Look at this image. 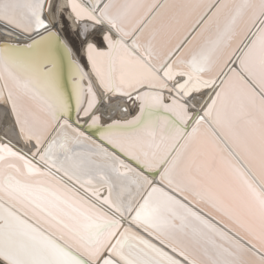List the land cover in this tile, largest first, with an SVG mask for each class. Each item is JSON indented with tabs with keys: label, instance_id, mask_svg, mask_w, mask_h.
Here are the masks:
<instances>
[{
	"label": "snow or ice",
	"instance_id": "6c2138e0",
	"mask_svg": "<svg viewBox=\"0 0 264 264\" xmlns=\"http://www.w3.org/2000/svg\"><path fill=\"white\" fill-rule=\"evenodd\" d=\"M66 6L81 25L99 84L130 99L135 93L139 111L102 125L91 79L55 20L46 19L52 0H0V23L30 37L0 44V100L11 105L21 137L35 145L32 159L7 145L0 154V264H264V189L208 123L264 182V95L245 78L264 90V0ZM103 25L106 48L88 39ZM202 89L215 95L194 114L183 101ZM164 90L174 93L170 102ZM159 169L166 184L247 243L153 183ZM122 219L129 224L121 231Z\"/></svg>",
	"mask_w": 264,
	"mask_h": 264
},
{
	"label": "bare ground",
	"instance_id": "6f19581e",
	"mask_svg": "<svg viewBox=\"0 0 264 264\" xmlns=\"http://www.w3.org/2000/svg\"><path fill=\"white\" fill-rule=\"evenodd\" d=\"M53 6L55 4V7L52 8L51 10V15H46V19L50 20H55V23H53V28L60 34V37L63 42H65L68 47L71 49L72 52V58L76 61H78L84 68L85 72L87 73L89 79H91L93 87L96 90L97 97L99 99V104L97 108L95 109L96 114L101 116V121L100 123L102 125H107L110 124L114 120H130L132 117H134L138 111H139V101H136L133 103L135 100L136 94L134 93L132 98L130 99L129 97L121 94V93H109L106 92L105 89L99 84L98 79L96 78L95 74L92 72L90 65L88 64L87 58H86V52H85V44L86 41L83 38L82 35V29L81 25L77 24L72 15L69 12V9L67 8V2L68 0H52ZM163 2V0H161ZM64 13L66 15L67 19L72 21L76 26L79 31V34L84 40V44L82 47V55H80L73 44L69 41L67 36L65 35L63 31V19L61 14ZM107 25L103 26H97L95 30H90L88 39L94 43L97 44L98 47L100 48H106L107 45L103 41V34L107 30ZM255 31V29H254ZM6 33H11V34H6ZM99 33L100 34V39L101 42L99 43L94 37L93 34ZM113 38L115 39V33L113 34ZM30 37H26L25 34L19 32L18 30H14L10 28L9 26L0 23V44L2 43H11V44H24L29 42ZM126 43L129 45L132 44V40L127 39ZM245 44L248 43L247 40L244 42ZM244 47V45H241V48ZM243 49V48H242ZM144 55L145 59H148L146 53H142ZM239 55V54H238ZM239 65V62H238ZM237 68V67H236ZM238 71H241L242 69L239 67L237 68ZM243 74V73H242ZM245 78L248 79L249 83L252 84L254 88L258 92H261L262 95H264V90H261L258 85L255 84L254 81L251 80L250 77H247L245 75ZM177 81L183 82V78L177 77ZM88 83V80H85V84ZM169 87H175L176 81H169ZM219 83V81H218ZM174 93H171L167 90H164V97H165V102H170L169 97L173 96ZM215 93L212 89H202L199 92H193L189 97H186L183 102L187 103L189 106V111L192 113H196L197 111H200L203 107H206L207 103H210V98L214 96ZM4 97H7V89H4ZM126 110V111H125ZM63 119V118H62ZM70 119V118H69ZM82 121L86 125L89 121L85 120L83 117H81ZM75 120H76V114H75ZM70 122L75 123V121L70 120ZM192 121H189V124H191ZM210 127L216 132V134L221 138V140L224 142V144L231 150V152L236 156V158L240 161V163L244 166V168L250 173L252 178L257 182V184L260 186V188L264 189V182H261L259 177L249 168V166L245 163V161L239 156L238 153L231 147V145L228 143V141L223 137V135L219 132V130L215 127V125L211 124V121L208 122ZM78 126V125H77ZM82 131H85L84 127L81 129ZM190 130V128H189ZM90 135V134H88ZM7 145L9 148L12 149L13 152L19 153L21 156L26 157L27 159H32L31 153L35 150V145L33 143L26 142L20 135L18 127L15 122V117L12 113L11 110V105L9 103H5L4 100H0V154L3 153V146ZM37 158V157H36ZM39 160V157H38ZM38 160L34 159L32 160L33 163H36ZM138 165H136L137 167ZM123 171V169H121ZM143 170V169H142ZM163 169H159L157 171L161 172ZM153 182L155 183H160L162 184V188H164L168 192H172L171 194L176 196L178 199H181L185 204H187L189 207L193 208L196 212L200 213L201 215L205 216L208 220H212L211 222L214 224H217L220 226L225 232H228V234H231L234 236L237 240H240L242 243H247L246 240L242 239L241 236L239 237L237 234H235L232 230L228 229L226 226L223 224L219 223L216 219L210 217L206 213H204L202 210L198 209L194 205H192L189 201L181 197L179 194H177L175 191L170 189L166 184L163 183V180L160 176H156V178L151 177ZM106 187H100L102 188L101 191H104V195L106 196L108 194V186L105 185ZM164 186V187H163ZM161 187V186H160ZM82 194H85L89 197H91L90 194L84 192L81 189ZM3 202V201H0ZM108 210V209H106ZM110 214H114L119 218V214L115 213L113 210H109ZM213 214V213H212ZM214 217V216H213ZM217 217V216H216ZM222 222V221H221ZM225 223V222H224ZM121 231L123 230V226H127L129 224V221L127 219H122L121 220ZM228 225V224H227ZM134 229L137 231H141L142 234L144 235H149V233L145 230H143L142 226H137L135 223H132L131 225ZM229 226V225H228ZM150 238H153L150 236ZM154 239V238H153ZM156 243H161L162 246H166V242L154 240ZM250 247L252 245L249 244ZM256 250V249H254Z\"/></svg>",
	"mask_w": 264,
	"mask_h": 264
},
{
	"label": "rangeland",
	"instance_id": "374dc122",
	"mask_svg": "<svg viewBox=\"0 0 264 264\" xmlns=\"http://www.w3.org/2000/svg\"><path fill=\"white\" fill-rule=\"evenodd\" d=\"M55 7V4L54 6ZM62 19H63V31L65 33V35L67 36V38L69 39V41L73 44V46L75 47L76 51L82 55V47L84 44V40L81 37V35L79 34V31L77 29V26L70 20L67 19L66 15H64V13L61 14ZM93 37L100 43L101 39H100V34L99 33H95L93 34ZM164 184H166L163 181ZM170 189H172L173 191H175L177 194H179L181 197H183L184 199H186L187 201H189L192 205H194L195 207H197L200 210H204L203 212L206 213L207 215H209L210 217L216 219L219 223L223 224L224 226H226L228 229L232 230L235 234H237L239 237L241 235H239L237 232H235L230 226L227 225V223H224V221L220 220L218 217H216L214 214H212L209 210H207L206 208H203L199 205H197L195 202H193L189 197L179 193L176 189L172 188L171 186H169L168 184H166ZM101 187H106V186H101ZM102 188H99V190H101ZM84 192L88 193L91 195L90 192H87L86 190L82 189ZM100 196L103 197L104 195V191H99ZM114 211V210H113ZM214 216V217H213ZM222 221V222H221ZM47 230V229H45ZM242 239H244V237L241 236ZM245 240V239H244Z\"/></svg>",
	"mask_w": 264,
	"mask_h": 264
},
{
	"label": "water",
	"instance_id": "95a60500",
	"mask_svg": "<svg viewBox=\"0 0 264 264\" xmlns=\"http://www.w3.org/2000/svg\"><path fill=\"white\" fill-rule=\"evenodd\" d=\"M61 38V37H60ZM189 38H191V37H189ZM62 40V39H61ZM130 40V39H129ZM243 48V47H242ZM241 48V49H242ZM239 54V53H238ZM173 58H175V57H173ZM238 62H239V60H236V63L233 65V67H237V68H239V65H238ZM225 71H227V69L225 70ZM242 73H243V71H242ZM244 74V73H243ZM70 118V120H73V121H75V112L73 111V113H72V115L69 117ZM84 129H85V131L88 133V134H90V136H93V138L94 139H96L97 137L95 136V133H94V131H91V130H89L86 126L84 127ZM191 130V129H190ZM189 130V131H190ZM214 131V130H213ZM221 139V138H220ZM100 143H102V144H104V141H102V140H100L99 141ZM105 147H108V145L107 144H105L104 145ZM229 149V148H228ZM111 151H115L116 152V155H118V156H121V159H126L124 156H122L121 155V153L120 152H118V151H116L115 149H110ZM229 151H231L230 149H229ZM233 154V153H232ZM234 155V154H233ZM236 157V156H235ZM237 159V158H236ZM36 160H38V157L36 158ZM237 161L240 163V161L237 159ZM127 163H129V164H132V166L133 167H136V164L132 161V160H130V159H128L127 160ZM240 165L244 168V166L240 163ZM138 167V166H137ZM244 170L245 171H247L245 168H244ZM141 171H143L142 169H141ZM163 171V170H162ZM153 172L155 173L153 176H151V177H154V178H156V176H160L159 175V171H157V170H153ZM248 172V171H247ZM146 175L148 174L147 172L145 173ZM248 174H249V176H251L250 175V173L248 172ZM251 178H252V176H251ZM252 180L257 184V182L252 178ZM153 183H155V182H153ZM161 183V182H160ZM158 184V183H155V184H157L158 186H161L162 187V184ZM258 185V184H257ZM259 186V185H258ZM164 187V186H163ZM260 187V186H259ZM262 189V188H261ZM172 193V192H171ZM203 216V215H202ZM205 217V216H204ZM212 221V220H211ZM214 223V222H213ZM217 225V224H216ZM218 226V225H217ZM218 227H220V226H218ZM221 228V227H220ZM226 231V230H225ZM228 233V232H227ZM229 235H231V234H229ZM232 236V235H231ZM250 247V246H249ZM254 250V249H253ZM255 251V250H254Z\"/></svg>",
	"mask_w": 264,
	"mask_h": 264
}]
</instances>
